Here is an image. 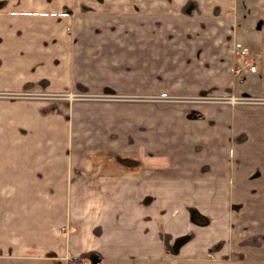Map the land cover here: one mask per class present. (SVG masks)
<instances>
[{
	"label": "crops",
	"instance_id": "crops-1",
	"mask_svg": "<svg viewBox=\"0 0 264 264\" xmlns=\"http://www.w3.org/2000/svg\"><path fill=\"white\" fill-rule=\"evenodd\" d=\"M163 92L255 101L120 98ZM181 204L219 257L212 223L240 205L231 257L264 264V0H0V264H163Z\"/></svg>",
	"mask_w": 264,
	"mask_h": 264
},
{
	"label": "rangeland",
	"instance_id": "rangeland-1",
	"mask_svg": "<svg viewBox=\"0 0 264 264\" xmlns=\"http://www.w3.org/2000/svg\"><path fill=\"white\" fill-rule=\"evenodd\" d=\"M245 1L246 0H244V2ZM244 10H245L244 19H246V17L251 14L250 12L251 10L247 4H244ZM248 20H244V23L241 26H244L242 28L243 34L247 37H250V35L253 33V30L256 29V27H255V24L253 23V27H255L253 28ZM246 24L249 25L248 28L245 27ZM256 24L258 25L257 22ZM68 94L67 95L66 94L65 95L64 94H59V95L52 94V95H49L48 97L50 98H64V97L71 98L73 96V93H68ZM75 97H78V96L75 95L74 93L73 98ZM93 97H96V96H93ZM120 98H128L131 100H134V99L135 100H145L148 103V105L161 100L162 102L160 103L162 104L163 108L171 112L174 111V107L173 108L170 107V105L174 104V99H180V100L195 99V100H206L210 102H223V103H230V104L246 102V101L248 102L255 101L254 97L245 96L244 94H241V93L225 94V95L217 96V97L210 96V95L209 96L207 95L206 96L183 95L182 97H175L174 92H163V93H159V95H155V94L150 95L149 93L148 94L137 93V94H130V95H125V96L121 95ZM155 143H158L157 149L162 150V154L156 157L157 162L159 164H162L164 168L172 167V165H174V138H168V139L165 138L162 141H157ZM166 174L168 173H165V175ZM162 183L164 184L163 188L158 189V190L162 191V194L164 196H167L169 194H172V192H174V188H172V183H174V181H172V178L170 176H167V175L164 176ZM179 187H182V186H179ZM179 187L178 189L180 191L187 190L185 188H179ZM194 189H195V192H193V194L199 195V196L204 195L206 192L208 193V190H209L208 188H202V187H199V188L197 187ZM150 200L152 199L150 198ZM165 205L167 206V204ZM169 205H172L171 207L175 209L176 205H174V203L169 204ZM178 206H179V209H177V211H180L181 213H178L177 214L178 216H176L178 219V222H177L178 227H175L176 230L174 229V247L170 246L166 248V251L163 252L162 254L163 264L165 263L167 264H242L241 260L236 259L238 262H234L233 261L234 258L231 257V255H233L235 251H237L238 253L239 252L243 253L245 244H243L244 241L242 242L240 241L243 240V238H246L247 236H243L244 235L243 233H237V230H240V232H242V230L244 229L242 228V225L247 224L245 227H249L248 223L250 224V221L247 220L248 218H246L244 221L240 219V212H238L240 205L238 206L234 204H229L228 207H226L225 213H227L226 214L227 220L224 222L225 223L224 228L223 227L219 228L218 226H216V223H212V226H211L212 240L213 238L220 239L216 241V246L218 247V250L222 249V253H225L227 257H219L218 254L214 253L213 249L210 252L202 248L203 247V244H202V231L203 230L200 225L203 222H205V220L203 219L204 211L202 210V206H200L199 204H194L189 210H186V205L184 204H181ZM215 206L217 205L214 203V205L213 204L211 205V208ZM209 214L212 216H218L217 212H214V211H212ZM181 215L188 216V218L186 217L185 219H183ZM215 221L216 220L214 217V221L212 222H215ZM186 223L187 224L189 223L190 225L195 224L197 228H194V230L196 231L194 234H192V231L185 232L181 229L182 228L181 225L186 226L187 225ZM225 230H226L225 237L227 236L226 238L227 241H223L225 239L224 236L222 235L219 236L220 232L223 233L225 232ZM197 233H198V236H197ZM193 238H196L194 242L196 243L195 245L192 244Z\"/></svg>",
	"mask_w": 264,
	"mask_h": 264
},
{
	"label": "built area",
	"instance_id": "built-area-1",
	"mask_svg": "<svg viewBox=\"0 0 264 264\" xmlns=\"http://www.w3.org/2000/svg\"><path fill=\"white\" fill-rule=\"evenodd\" d=\"M244 67H250L252 70L255 69V66L252 63V60L249 58L244 60ZM237 72L240 74L242 72V69L241 68L237 69ZM71 264H83V262L80 260H74L71 262Z\"/></svg>",
	"mask_w": 264,
	"mask_h": 264
},
{
	"label": "trees",
	"instance_id": "trees-1",
	"mask_svg": "<svg viewBox=\"0 0 264 264\" xmlns=\"http://www.w3.org/2000/svg\"><path fill=\"white\" fill-rule=\"evenodd\" d=\"M77 260H80V259H77Z\"/></svg>",
	"mask_w": 264,
	"mask_h": 264
}]
</instances>
